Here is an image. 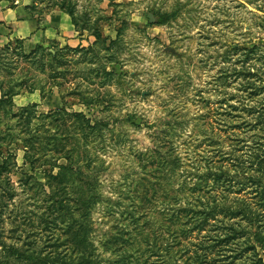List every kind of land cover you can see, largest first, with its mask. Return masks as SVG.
Masks as SVG:
<instances>
[{"label": "rangeland", "instance_id": "rangeland-1", "mask_svg": "<svg viewBox=\"0 0 264 264\" xmlns=\"http://www.w3.org/2000/svg\"><path fill=\"white\" fill-rule=\"evenodd\" d=\"M29 7L84 50L0 48V264H264V0Z\"/></svg>", "mask_w": 264, "mask_h": 264}, {"label": "crops", "instance_id": "crops-1", "mask_svg": "<svg viewBox=\"0 0 264 264\" xmlns=\"http://www.w3.org/2000/svg\"><path fill=\"white\" fill-rule=\"evenodd\" d=\"M13 1L12 8L0 10V48L12 40L21 42L25 53L50 43L83 48L84 42L76 38L72 17L67 12L51 11L39 17L31 12L32 0ZM1 96L0 92V100Z\"/></svg>", "mask_w": 264, "mask_h": 264}, {"label": "trees", "instance_id": "trees-1", "mask_svg": "<svg viewBox=\"0 0 264 264\" xmlns=\"http://www.w3.org/2000/svg\"><path fill=\"white\" fill-rule=\"evenodd\" d=\"M67 13L72 17L73 24L75 26L76 32H79V26H78V23H77L76 19L73 17V13L71 11H67ZM162 18L165 19L164 16ZM163 19H161V20H163ZM92 36L96 39V41H100L102 39L101 34L98 33L97 30H95V32L92 34ZM77 50L83 51L84 48H78ZM1 92H2V90H1ZM9 97L10 98H13V95L11 94L9 96V93L2 92V97H1V100H0V107L3 106L2 104L5 103V102H7V101H9V103H11V100L9 99ZM60 112H61V110H57L55 113H60ZM80 117H82V116H80Z\"/></svg>", "mask_w": 264, "mask_h": 264}]
</instances>
